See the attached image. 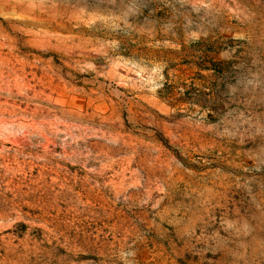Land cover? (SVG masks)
Listing matches in <instances>:
<instances>
[{"label": "rangeland", "instance_id": "374dc122", "mask_svg": "<svg viewBox=\"0 0 264 264\" xmlns=\"http://www.w3.org/2000/svg\"><path fill=\"white\" fill-rule=\"evenodd\" d=\"M0 264H264V0H0Z\"/></svg>", "mask_w": 264, "mask_h": 264}]
</instances>
